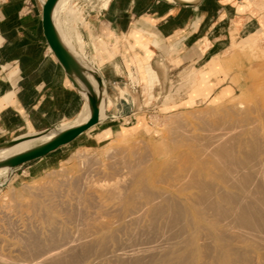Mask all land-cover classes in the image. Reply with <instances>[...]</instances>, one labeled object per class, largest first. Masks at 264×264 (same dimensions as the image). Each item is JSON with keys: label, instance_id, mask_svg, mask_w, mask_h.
<instances>
[{"label": "rangeland", "instance_id": "rangeland-1", "mask_svg": "<svg viewBox=\"0 0 264 264\" xmlns=\"http://www.w3.org/2000/svg\"><path fill=\"white\" fill-rule=\"evenodd\" d=\"M100 4L101 3L99 0H70L71 7L77 13V16H76L77 19L76 18L75 19L74 18L73 19L67 18L68 20L66 21V29L71 34L70 35V42L73 45V51L75 52L77 57H79V59H81L89 67H92V65H91L92 62H91V59L88 55V52L86 51L85 42H83V40H82V42H79L78 38L75 36L78 33L79 36L81 37V34H80L81 28L80 27L82 25L80 24V22L82 23L83 19L87 16V14H89L92 10L97 9V7ZM62 17L66 18V15L64 13H62ZM68 26L70 27V29L68 28ZM74 30H75V34H74ZM160 50H161V55L158 56L157 59L155 58V60H154L156 62L153 64L154 71L152 70L151 66H149V65L146 67V69L143 67L142 62L148 60L150 57L148 55H144L143 59L138 58V65L139 66L134 63L132 66V70L129 71V74H132L131 81L129 80V82L128 81L126 82L124 79L123 73H121L119 71H117L116 76H114L113 73L111 74L112 76L107 75L108 78L109 77L112 78V80L109 82V89L106 93V98L108 97V100H109V106H107L106 115L103 117L101 122L98 125H96L91 131L81 134L74 141H72V142L62 146L61 148L53 151L51 154L47 155L46 157H43L40 160L36 159V160H33V161H30V162L23 164V166L20 165L21 167H19V169L17 171H15L13 177L12 176L9 177V174H8L7 177H4L3 179H1V182H0V211H1L0 212V229H1L0 230V237H1V239H0L1 240V242H0V244H1L0 245V253L4 254L2 257H4V256L7 257V258H3L4 260L8 259V260H6L7 262H5V264H10V263H12V264H22V263L27 264L26 262H29L28 261L29 258L26 259V257H24V255L28 257V254H29L28 251L30 250V248H32L31 243L34 245V242H35V244H37V242H39L38 244L46 245V244H49L51 242H54V240H55V242H58L59 240H63V237H62L63 231L60 229L62 228L64 230H66L67 227L68 228L70 227L69 228L70 230L67 229V231H68L67 235H68L69 239L71 238V235H73V237L71 239H74V236L79 235V237L77 236V238H75V239L77 240L78 238H80V240L78 239L79 241H77V243H76V240H75V242H73L74 249L72 247H70L69 250L64 253V255L62 256L63 258H61L62 262H60L62 264H68V263L70 264L72 261H74L76 259L78 260L80 258L84 260V261H81V259H80V261L82 263L79 260H78V263H77V260L75 262H72V263H75V264H93V260H94L95 264H96V262H97V264H109V263L113 264L114 261H113L112 256L114 255L115 247L116 246H118V247L122 246L123 247V244H124L125 247H123V248H125L126 250L132 249V242H133V246H134L133 248L136 247L135 249H138V246H139V248H144L145 245L146 246L152 245L153 243L161 244L162 245L161 250H159V252H156L157 254L156 253H153V254L155 256L156 255H162L163 256V254L165 255L167 252L171 251V249L173 247H174V249H172V250H176V249H178V245L182 246L183 240H184L183 235L188 233V230L191 231V229L193 228L191 226H187L184 223V221L182 220V218L185 220L186 217H189L190 220L195 219V222L198 223L197 229H199L201 231V233L199 231L200 234H203V235L199 234V236H200L199 237L200 239L198 238L199 239L198 240L199 245H200V243H202L201 245H203V246L205 245V247H208L210 250H213L214 247L217 246V242L215 241V239L213 238L212 233H211V232H213V228L211 226H208L209 224L206 223V222H208V218H207L208 216L206 217L207 220H205L206 219L205 217H198L196 215L195 210L193 208L189 207V208H187L189 210H187V209L185 210L186 212H184V215H182L183 217L181 216L182 218H179V216L176 218V220L178 218L179 219L175 223L173 222V220H174L172 217L173 215H171L170 213L169 214L165 213L166 215L164 214V215H162V217L158 216L157 220L155 218L150 223V220L146 217L144 218V216H143V214L145 212L142 210H144V209L139 208L142 212L140 210H139L140 211L139 212L137 207L132 209L131 212H130V209L129 210L126 209V206L124 204V199H123L125 197L123 195L126 196V194L129 190L138 189L139 186L136 185L135 182L137 180H139L140 176H146V178H148L147 180H149V182L147 181V183H146V188L147 189L149 188L150 191L156 192L155 194L158 193L160 196L167 194L169 197L171 196L173 199L175 198L176 201L183 200L184 195L177 194L176 192L174 193L173 189H171V191H170L169 187H166L162 184H159V183L155 182L152 178H150V169L153 165H155L157 163H158V165H159V163L164 164L165 162L167 163L170 160L175 159L174 153L177 152L178 150L179 151H185L187 149V147L185 145H181V148H180L179 147L180 145L178 144V142H175L172 140L175 136V131H176V128H175L176 126L174 125V121H177V119L179 120V118H180V120L183 121L184 124L185 123H186V125L189 124L188 126L190 128L191 127L193 129L195 128L194 130L191 129V131L188 133L189 134L195 133V136L199 135L198 137L201 140L203 137H206L208 134H206L207 132L202 130V129L201 130L199 129L200 132L197 130L196 123H199L198 122L199 120L196 119L197 117H206L207 116V118H208L209 114H212L213 112L218 113V112H221L225 109H229V108L239 106L240 104H242L246 107H248V106L250 107L252 105L251 107H253L254 104L256 103L255 98H256L257 94L263 93V95H264V91H263L264 90V21H263L262 26L259 30L255 31L251 34L245 35V36L233 37L231 39L229 46H227L226 50L220 56H217L215 59H213L211 61L210 65L208 64V65L203 66L204 65L203 61H201L196 66H194V65L189 66L187 64L183 65L181 63V59L178 58V55L181 53V49H179L176 45L175 46H165L164 48H162ZM135 54L137 55L136 52H133V56ZM159 58H161V61H159ZM91 70L97 74V70H93V69H91ZM207 70H209L210 72L207 74L206 79L205 80L201 79L200 78L201 74L204 71L206 72ZM98 74L101 76L100 72H98ZM201 86L205 87V90H203L204 92L200 89ZM83 102H84V99H82L80 102L78 101L77 107L71 109L68 112L66 119L61 118L60 120L59 119L54 120V117L52 118V121H53L52 123H55L57 130H58V128L60 129L63 126L71 125V124H73L74 121H76V119L79 116L78 113L82 109ZM54 107L56 110H58L60 106L56 105ZM184 119H186V121H184ZM201 131L206 132L205 135H204V133L202 134ZM218 131H220V130H217L214 132L216 133ZM235 131H236V129H235ZM237 131H238V128H237ZM181 132H184V131H181ZM200 135H201V137H200ZM193 136H194V134H193ZM16 139H18V138H16ZM172 143H174V144H172ZM184 146H185V148H184ZM139 149H140V151H139ZM137 151H138V154L136 153ZM133 152L135 153L134 155H132ZM119 154L122 155V157ZM146 154H149L148 155L149 157ZM126 156H127V161L125 159ZM132 159L133 160L136 159V160L133 161ZM113 161L115 162V164ZM124 162L126 163V165ZM150 162H151V164H150ZM127 164H128V166H127ZM133 164L135 165L134 166L135 168L133 167ZM117 167L118 168L121 167V168L118 169ZM125 167H126V170H125ZM138 167H140V168L138 169ZM115 168H117V169H115ZM135 169L137 170L136 171L137 174L134 173ZM108 175H109V177H108ZM75 178H76V180H75ZM125 178H126V180H125ZM77 179H79L80 182ZM6 180H7L6 184L2 185V183ZM64 180H67V181H64ZM84 180L87 182H85ZM150 180H152V181H150ZM128 181H130L129 182L130 185L128 184ZM213 181H217V180H213ZM78 182L79 183L85 182V183H83L81 185ZM118 182H123V183L117 184ZM58 183H60V184L58 185ZM77 183L79 186L76 185ZM111 183H113L114 185L112 184L110 186ZM126 183L128 184V186ZM151 183H154V184H151ZM64 184H66V185L63 186ZM85 184H86L87 188L85 187ZM87 184H89L88 185L89 187L87 186ZM60 185H62V186H60ZM101 185L103 187H100ZM115 185L116 186L120 185V186H118L120 189L118 187H116ZM124 185H126L128 187V189L125 188L126 186H124ZM57 186H59V188ZM77 186H78V188H77ZM112 186L115 187L114 191L106 188V187L111 188ZM156 186H159V187H157L159 190L156 189ZM60 187L62 188V190ZM81 187H83L84 189ZM90 187H91V190L93 191V193H91L92 191L90 192ZM165 187L168 189H166ZM216 187L220 188V185H217ZM48 188H50L51 190L49 191ZM68 188L71 190H69ZM103 188H104V190H103ZM117 188H118V190H117ZM160 188H162V189H160ZM42 189H44V191ZM81 189H83L84 191H82ZM99 189H101L102 191ZM67 190H69V191H67ZM72 190H73V193L76 190L75 192L78 194H76V193L73 194ZM80 190H81V192L79 193ZM86 190H88L89 193ZM109 190L115 192V194L117 192L115 197L113 195V192H110V194H111L110 197H106V196L110 195V194L108 195ZM160 190H161V192H159ZM105 191H106L107 195H105ZM163 191H164V194H162ZM45 192L47 194H45ZM65 192H67V193H65ZM82 192H83V194H82ZM120 192H121V194H120ZM42 193H43V195H42ZM55 193H56V195H55ZM90 193L92 195L95 193L93 195L94 198ZM79 194H82L81 197ZM96 194H98V195H96ZM45 195H47L48 197L49 196L51 197L53 195V197H51L52 201H51L50 197L48 198L46 196L47 197L46 198ZM76 195H79V197H77ZM95 195L97 196V198H95ZM56 196H57V198L54 199ZM69 196H71L72 199ZM82 196H83V200H81ZM91 196H92V198H91ZM102 196H103V198H102ZM116 196H118V198H120L121 200H118V198L116 199ZM41 197L43 199H41ZM58 198L60 201H58ZM100 198H102L101 199L102 201L100 200ZM104 198H105V201H104ZM73 199H75L76 201ZM107 199H109L113 202L111 203V201H108ZM115 199H116V201H115ZM71 200H73L74 203ZM77 200H79V203H77L78 202ZM88 200H89V205L87 204ZM45 201L51 202V203H53V205L51 203H50L51 205H49V203H44ZM68 201L69 202L71 201L73 203V206H71L72 203L71 202L69 203ZM158 201H160V200H158ZM28 202L29 203L31 202L30 206L28 205L29 209H28V207H26ZM60 202H62V203H60ZM83 202H86L87 205L84 206L85 203H83ZM97 202H99V203L97 204ZM114 202H115V204H114ZM65 203H67V204L65 205ZM109 203H111L112 205ZM117 203H118V205H117ZM120 203H122V204H120ZM19 204H22L21 207H19L20 206ZM34 204H35V206H34ZM40 204L43 205L42 207H43V211L45 210L44 212L42 211V209H40V207H41ZM57 204H59V206ZM75 204L76 205L79 204V206H81V207L78 206L79 208H77V206ZM107 204L109 205L110 208H111V206L113 208L116 205L119 208H121L120 209L121 211L118 209V207H115V208L110 210ZM14 205H16V206H14ZM120 205H122V206H120ZM22 206L25 208H22ZM52 206H54V207H52ZM65 206H67V207L71 206L73 208L70 207L68 209H65V208H67ZM93 206L95 208L97 207L96 208L97 212H94L95 208ZM35 207H37L38 209H36ZM44 207L49 209V211L50 210L51 211L49 212ZM57 207L59 208V210H57L58 209ZM30 208H31V210H30ZM34 208H35V210H34ZM74 208H77V210H75ZM80 208L86 210V212L84 210L82 211V209H80ZM103 208L105 210H102ZM63 209H65V210L63 211ZM72 209H74L75 212ZM107 209L110 211V213H112L111 211H113V216L109 213V211H107ZM115 209H116V212H115ZM37 210L39 213L37 212ZM46 210L49 212V214ZM53 210L55 213L53 212ZM66 210H69V211H67V213H65ZM87 210H88V212H87ZM190 210H193V211H190ZM3 211H4V213H3ZM58 211H60V212H58ZM80 211H82V212H80ZM92 211H93L94 215H95V213H98L99 211H101V212L103 211L104 213L99 212L98 214H96L98 216H96V215L94 216L93 214H91ZM134 211H136V212L138 211L137 212L138 214L136 213L137 215L135 217L129 216V215H135ZM31 212H33L34 214ZM35 212L38 213L39 216ZM40 212H42L43 214L46 213L45 216L43 217V214L41 215ZM56 212H58V214H56ZM63 212H64V214H63ZM77 212L81 213V215L78 214ZM187 212H190L191 214L190 213L187 214ZM51 213H52V215H51ZM82 213L86 218L83 219ZM114 213L116 216L114 215ZM139 213H141L140 218H142V219L139 218V223L141 225L145 224V225H142L144 230H142L141 232H140V229H142V227L138 223V219H136V217L140 216ZM10 214H11V216H10ZM32 214H33L34 219H33V217L29 216ZM102 214H104V216ZM7 215H9L10 217L9 216H8L9 218L6 217ZM91 215H93V216H91ZM170 215H171V217H169ZM185 215H186V217H185ZM207 215H209V214L207 213ZM36 216H37V218H36ZM46 216H48V218ZM50 216H52V217H50ZM81 216H82L83 220L87 219L88 222H86V223H88V225L87 224L85 225V223H83L85 221H83L81 219ZM88 216H89V218H88ZM101 216H103V217H101ZM117 216H119V217H117ZM120 216H121V218H120ZM126 216H129V217H127L128 219H125ZM1 217H3V218H1ZM79 217H80V219H77ZM97 217L99 218V220ZM110 217H111V221H110ZM112 217H113V219L115 218L114 220L117 221V223L115 221L112 222L113 221ZM123 217H124V219H123ZM38 218H39V220H38ZM54 218L55 219L58 218V219L55 220ZM174 218H175V216H174ZM26 219H27V222L25 223L24 221H26ZM94 219L95 220L97 219L100 224H101V222L103 224L104 223L105 224L104 225L101 224L102 225V227H101V225L99 223H96L97 220L95 221ZM101 219H103V221H100ZM116 219H118V220H116ZM134 219H135V223L138 225V227H137V225H134L135 224L133 221ZM35 220L38 221L39 224L42 226L41 230L38 229V228H40V226L38 223L36 224ZM73 220L74 221L80 220L81 222L80 221L78 223L75 222V224H78V225H76L74 227L75 224H74V222H72ZM104 220H106V221H104ZM142 220H143V223L141 222ZM166 220H168V222L170 221L171 224L169 223V226H171V227H169L168 225H167L168 227L166 226V224H168V222ZM6 221H8L7 224H6ZM50 221H52V222H50ZM55 221H58V223ZM121 221H123V222H121ZM126 221H129L130 223H133V224H130L129 222L126 223ZM164 221H165V223H163ZM178 221L179 222L181 221L183 223L180 222V226H179ZM71 222L73 225L71 224ZM34 223H35V226L33 225ZM51 223L52 224L54 223L55 228L52 227ZM79 223H82V225L85 228L80 226L81 224H79ZM108 223H109V228H108L109 231L107 229H106L107 231H105L103 226H105ZM147 223L151 224V226L150 225L146 226ZM176 223L178 224L179 227L177 226ZM96 224H97V227L95 226ZM128 224H130L134 229ZM6 225H8V226L6 227ZM12 225H14L13 228H12ZM23 225L25 226V228ZM43 225H44V227H43ZM65 225H66V228H65ZM110 225H112L113 228ZM156 225H157V227H156ZM172 225H173V229H175V230L172 229ZM26 226H28L30 229L27 228ZM36 226H37V229H36ZM77 226H79V228ZM126 226H128V227H126ZM165 226H166V229H164ZM201 226H203L204 228ZM2 227H4L3 229H7V228L10 229L11 228V229H13V232L11 233L10 231H12V230L10 229V231H9L10 234H9V232H7L9 234L8 235L6 233V230L2 231ZM15 227L17 229H15ZM129 227H131V228H129ZM147 227L148 228L151 227L152 228L151 231ZM162 227H164V228H162ZM183 227H185V228H183ZM72 228H75V229L77 228L79 230L75 231V229H72ZM83 228H84V230H83ZM95 228H97V229L95 230ZM114 228H116V229H114ZM153 228H154V230H153ZM207 228L211 232L208 231ZM227 228H230V227L227 226ZM9 229H7V230H9ZM81 229H82V231H81ZM117 229H119V231ZM130 229H132V231ZM162 229L164 231H162ZM54 230H57V231H54ZM127 230L129 231L128 233L130 236L128 234H126ZM134 230H135V232L138 230V232H136V235H133V237H135V239H133V237H131V234L135 233ZM181 230H183V231H181ZM72 231H74V232H72ZM78 231H81V233ZM104 231H105V233H104ZM123 231H124V234H122ZM143 231L144 232L146 231L145 234H147V236L146 235L144 236ZM179 231L181 232V238H180ZM48 232L51 234L50 235L48 234V238H45L47 236ZM77 232H78V234H77ZM89 232H91V233H89ZM95 232H97V234ZM115 232L117 233V236H116ZM147 232L148 233L150 232V233L148 234ZM163 232L166 233L168 237L165 234H163ZM182 232H184V234ZM252 232H254V234H256V231H252ZM20 233L22 234V236ZM42 233H43V236H42ZM60 233H62V234L60 235ZM86 233H88L89 235ZM158 233L159 234L162 233V234L159 235ZM118 234H122V235H118ZM206 234H207V237H206ZM257 234H259L257 236H260V237L264 236L263 232H257ZM6 235H7V238H6ZM19 235H20V237H19ZM57 235L60 236L61 239ZM127 235L129 237L126 239ZM137 235L139 236V238L138 237L136 238ZM157 235H158V237H155ZM161 235H163L164 237ZM85 236L88 238V240H86ZM88 236H91V237H88ZM118 236L119 237L121 236V239ZM149 236L151 238H149ZM159 236H161V237H159ZM32 237H34V238H32ZM50 237H53L54 240H53V238L50 239ZM96 237L97 238L102 237L103 240L101 242L102 243H103V241H105V242L102 244L99 242L101 239H99L98 243H97V241H95V239H97ZM140 237H142L143 239H141ZM26 238H28L29 242L26 240ZM57 238H59V240ZM91 238H93L94 240ZM113 238L116 239V241L114 239L115 242L111 241V240H113ZM118 238L120 241H122V244L118 240ZM160 238H161V240H160ZM164 238H166V239H164ZM7 239L10 240L12 243L10 241H5ZM128 239H130L132 241L131 244H130V240L128 243H126ZM169 239L170 240L172 239L174 243L171 242L172 240L170 241ZM180 239H182V241L179 242ZM208 239H210L209 242H206V240L208 241ZM33 240H34V242H32ZM36 240H37V242H36ZM51 240H53V241H51ZM141 240H143V241H141ZM150 240H152V242ZM211 240L214 242L212 243ZM21 241H24L25 243L27 242L26 245H28L29 247L26 248L27 246ZM87 241H89L90 243ZM109 241H111V242H109ZM123 241H124V243H123ZM134 241H137V242L134 243ZM169 241L171 242L170 244L172 245V247H170ZM4 242H6V243H4ZM43 242H45V243H43ZM108 242L110 243V245ZM141 242H142V244H144V246L141 245ZM13 243L15 244V246L18 245L19 247L18 246L12 247L14 245ZM74 243L76 245H79L80 247L79 246L76 247V245ZM106 243H107V245H106ZM118 243H119V245H117ZM148 243H152V244H148ZM98 244H100V245H98ZM120 244H121V246H120ZM135 244H137L138 246ZM210 244H211V247H210ZM101 245L102 246L105 245L108 247L104 246L105 248H102L101 250H99L101 248ZM153 245H155V244H153ZM168 245H169V247H168ZM6 246H8V247H6ZM24 246H25V248H24ZM93 246L96 249H94V248L92 249ZM163 246L166 247V249L169 248L168 251ZM9 247L11 249H9ZM84 247H86V248H84ZM80 248H81V250H80ZM105 249H106V251H105ZM73 250L75 252V254H74V252H72V254L74 256H72V254H70L71 251H73ZM87 250L89 252H87ZM19 251H22V252H19ZM76 251L78 253H76ZM79 251L83 252V254ZM95 251H97V252H95ZM108 251H110V252L108 253ZM17 252H18V254H17ZM104 252H105V254H104ZM88 253L90 255H88ZM97 253H98V255H97ZM14 254H16L18 258H15L16 255H14ZM78 254L80 255V257ZM100 254H101V256H100ZM102 254L104 257L102 256ZM108 254H112V255H108ZM6 255H8V256H6ZM84 255H87V257L85 258ZM95 255L97 256L98 259H96ZM10 256H11V258H10ZM66 256H69V257H66ZM82 256H83V258H82ZM88 256L90 258H88ZM93 256L95 257L96 260L94 259ZM148 256H150V255H148ZM70 257H71V259H70ZM100 257H102V258H100ZM19 258L20 259L24 258L23 259L24 262L22 260H20ZM67 258H69V259H67ZM143 258H142V256H138L137 257L138 260L136 259V257L134 259H132V261H131V259H128L131 262L129 264H134V263L136 264V262L140 263V264H148L150 262H153L152 259H150V258L148 259L147 256H146L147 261H146V258L144 256H143ZM15 259H17L18 261ZM91 259H93V260H91ZM110 259H112V260L109 261ZM135 259L137 261H135ZM69 260H70V262H69ZM88 260H90V262H88ZM128 260H126L125 264H127L129 262ZM140 260H142L144 263L142 261L140 262ZM49 264H51V263H49Z\"/></svg>", "mask_w": 264, "mask_h": 264}, {"label": "bare ground", "instance_id": "bare-ground-1", "mask_svg": "<svg viewBox=\"0 0 264 264\" xmlns=\"http://www.w3.org/2000/svg\"><path fill=\"white\" fill-rule=\"evenodd\" d=\"M101 1V0H100ZM181 1H184V2H193L195 0H181ZM60 2V0L57 1L54 9H53V13H52V18H53V22L54 24L56 23L55 27L64 43V45L67 47V49L70 51H73V45L72 43L70 42V32H68V30L66 29V21L65 19H63V17H61V5H59L58 7V11H57V20L55 22L54 20V15H55V9L58 5V3ZM103 4H104V0H102ZM70 5V4H69ZM65 6V5H64ZM63 6V7H64ZM105 6V5H103ZM63 9V8H62ZM63 12V11H62ZM65 12V11H64ZM69 14V13H68ZM77 14V13H75ZM66 18L67 15H66ZM70 19H71V16H70ZM73 19V18H72ZM68 28L70 29V27L68 26ZM74 29V28H73ZM74 34H75V30H74ZM78 38V41H79V36H78V33L77 35L75 36ZM72 39V38H71ZM81 40V39H80ZM82 42V41H80ZM81 46V45H80ZM79 46V47H80ZM74 52V51H73ZM85 56V55H84ZM87 56V55H86ZM76 74L78 76L81 77L82 81H84L85 83V86H80L78 85L81 90L83 91V93L85 94V96L87 97L89 92H93L95 93V95H97V88H95V81H94V78H93V74L92 75H88L87 73H84L82 70H80L78 68ZM74 76H76L74 74ZM75 80H76V83L77 82V79L75 77ZM89 81L91 82V85L89 83ZM103 81V80H102ZM104 82V81H103ZM104 84V83H103ZM92 86V87H90ZM97 86V85H96ZM100 90H103V89H100ZM263 90V89H262ZM264 91V90H263ZM104 92V90H103ZM98 96V95H97ZM105 98V97H104ZM87 100V99H86ZM107 100V99H106ZM105 100V101H106ZM255 101L256 103L254 104L253 107H246L242 104H240L239 106H236V107H233V108H229V109H225L221 112H218V113H215L213 112L212 114H209V117L207 118L206 117H197L196 119L199 120L198 122L199 123H196V127H197V130L199 131V129L201 130H204L206 132H202L201 133L205 135L208 134L206 137H203L201 140L198 136H195V133H188L192 130H194L192 127L190 128L186 123L184 124L183 121L177 119V121H174V125L176 126V131H175V136L174 138L172 139L173 141L175 142H178V145L180 148H181V145H185L187 147V151H177L174 153V156H175V159H172L170 160L169 162H165L164 164L162 163H158L153 165L150 169V178H152L155 182L159 183V184H162L166 187H169L170 191L171 189H173V192L177 193V194H181V195H184L183 197V200H178L176 201V199L174 200L171 196L169 197L167 194L165 195H159L158 193L155 194L156 192H153V191H150L149 188L147 189L146 188V183L147 181L149 182V180H147L148 178H146V176H140L139 180H137L135 182L136 185H138V189H132V190H129L125 195H123L125 198L124 199V204L126 206V209H130V212L132 209H134L135 207L138 208V211L140 210L139 208L141 209H144L142 211H144L145 213L143 214L144 218H148L150 220V223L153 219L156 218L157 220V217L164 215L165 213H170L171 215H173V222L175 223L179 218H182L184 215V212H186L185 210L187 208H193L196 212V215L198 217H207L208 218V223L209 225L208 226H211L213 228V232H211L208 228L207 230L210 231L212 233V236L213 238L215 239V241L217 242V246L214 247L213 250H210L208 247H205V245H201L202 243H200V245L198 244V240L200 239L199 237V234L201 233V231L199 229H197V225L198 223L195 222V219L193 220H190L189 217H185V220L182 218V220L184 221V223L187 225V226H191L193 227L190 230H188V233H185L182 232L183 234V244L182 246L178 245V249L176 250H172L174 249V247L171 249V251L167 252L165 255L163 254L162 255H154L153 253H156V252H159V250H161L162 248V245L161 244H158V243H153L155 245H153L152 243H148V244H152V245H145L142 244L141 242V245L144 246V248H139V244H135L138 246V249H135L133 248V242L128 239L126 243L129 242L130 240V244L132 242V249H128L126 250L125 248V245L123 244V247L121 246L122 244V241L119 240V238L121 239V236L118 238V240L121 242L120 246L121 247H118L116 246L115 247V251H114V255L112 256L113 257V264H125L126 263V260L128 259H134L138 256H143L146 258L149 259H152L153 262H150L148 264H264V236L263 237H260V236H257L259 234H257V232H263V235H264V95L263 93H260V94H257L256 98H255ZM105 104V102H104ZM108 104V102H107ZM87 105V104H86ZM106 106V105H105ZM85 108V106H84ZM105 107L102 106L101 103H99V120L102 119L103 117V110H104ZM208 113V112H207ZM91 115V110H90V107L88 105V107H86L82 113L78 116V118L76 119V121L73 122V124L71 125H67V126H63L62 128H58V130H50L48 132H45V133H42L40 135H37V133H28V134H25L24 136L18 138V139H14L15 142L9 146H5V147H1L0 148V182H1V179H3L4 177H7L8 174L10 173V167L7 166L6 164V161L16 155H19V154H22L26 151H29L37 146H40V145H43L45 143H47L48 141L52 140L56 134L59 132V131H63V130H66L68 128H71V127H74V126H78L80 124H83L85 123L89 117ZM183 118V117H182ZM174 120V119H173ZM184 121H186V119H184ZM95 126L89 128L86 132H89L91 131ZM237 128H238V131H237ZM57 129V128H56ZM236 129V131H235ZM180 130V131H179ZM217 130H220L218 132H214V131H217ZM181 131H184V132H181ZM200 132V131H199ZM194 134V136H193ZM201 137V135H200ZM174 144V143H172ZM176 146V145H175ZM184 146V148H185ZM140 148V147H139ZM183 148V149H184ZM134 150V149H133ZM136 150V149H135ZM140 151V149H139ZM124 152V151H123ZM138 154V151L136 152ZM144 153V152H143ZM123 154V153H122ZM127 154V153H126ZM135 153L133 152L132 155H134ZM145 154V153H144ZM120 155V154H119ZM147 156L149 154H146ZM122 157V155H120ZM151 156V155H150ZM149 157V156H148ZM122 159V158H121ZM126 161H127V156H126ZM142 159V158H141ZM124 160V159H123ZM122 160V161H123ZM131 160V159H130ZM133 160V159H132ZM136 160V159H134ZM133 160V161H134ZM152 160V159H151ZM120 161V160H119ZM125 161V160H124ZM149 161V160H148ZM114 162V161H113ZM112 162V163H113ZM117 162V161H116ZM142 162V161H141ZM111 163V164H112ZM125 163V162H124ZM131 163V162H130ZM156 163V162H155ZM115 164V162H114ZM123 164V163H122ZM135 164V163H134ZM133 164V167L135 166ZM137 164V163H136ZM151 164V162H150ZM107 165V164H106ZM113 165V164H112ZM126 165V163H125ZM146 165V164H145ZM115 166V165H114ZM128 166V164H127ZM113 167V166H112ZM118 168V167H117ZM115 168V169H117ZM121 168V167H119ZM118 168V169H119ZM135 168V167H134ZM140 167H138L139 169ZM146 168V167H145ZM150 168V167H149ZM125 170H126V167H125ZM133 170V169H132ZM136 169L134 170V173H136ZM149 171V170H148ZM116 172V171H115ZM133 173V172H132ZM131 173V174H132ZM142 173V172H141ZM149 173V172H148ZM119 174V173H118ZM125 174V173H124ZM137 174V173H136ZM135 174V175H136ZM100 175V174H99ZM81 177V176H80ZM102 177V176H101ZM107 177V176H106ZM109 177V175H108ZM133 177V176H132ZM105 178V177H104ZM112 178V177H111ZM211 179V180H210ZM217 180V181H213V180ZM53 180V179H52ZM76 180V178H75ZM79 181V179H77ZM122 180V179H121ZM126 180V178H125ZM64 181H67V180H64ZM63 181V182H64ZM72 181V180H71ZM74 181V180H73ZM85 181V180H84ZM117 181V180H116ZM152 181V180H150ZM50 182V181H49ZM52 182V181H51ZM61 182V181H60ZM80 182V181H79ZM78 182V183H79ZM87 182V181H85ZM83 182V183H85ZM124 182V181H123ZM123 182H118L117 184L119 183H123ZM130 181H128V184H129ZM57 183V182H56ZM65 183V182H64ZM67 183V182H66ZM73 183V182H72ZM78 183L76 185H78ZM83 183H79V184H83ZM108 183V182H107ZM60 183H58L59 185ZM93 184V183H92ZM104 184V183H103ZM113 183L110 184V186L112 185ZM127 184V183H126ZM127 184V186H128ZM151 184H154V183H151ZM66 184H64L63 186H65ZM69 185V184H68ZM74 185V184H73ZM89 184H87L88 186ZM114 185V184H113ZM130 185V184H129ZM158 185V184H157ZM161 185V186H162ZM217 185H220V188L216 187ZM62 186V185H60ZM75 186V185H74ZM79 186V185H78ZM77 186V188H78ZM116 186V185H115ZM120 186V185H118ZM116 186V187H118ZM126 186V185H124ZM125 187L128 189V187ZM160 186V185H159ZM159 186H156V189H158L157 187ZM44 187V186H43ZM49 187V186H48ZM56 187V186H55ZM59 188V186H57ZM71 187V186H70ZM76 187V186H75ZM85 187H86V184H85ZM89 187V186H88ZM98 187V186H97ZM100 187H103L102 185ZM133 187V186H132ZM165 187V188H166ZM57 188V189H58ZM61 188V187H60ZM72 188V187H71ZM83 188V187H81ZM87 188V187H86ZM107 189H110V190H115V187L112 186L111 188H108L106 187ZM119 188V187H118ZM117 188V190H118ZM135 188V187H134ZM49 191L51 190L50 188H48ZM69 189V188H68ZM80 189V188H79ZM84 189V188H83ZM83 189H81L82 191H84ZM89 189V188H88ZM93 189V188H92ZM96 189V188H95ZM120 189V188H119ZM162 189V188H160ZM168 189V188H166ZM44 191V189H42ZM62 190V188H61ZM66 190V189H65ZM71 190V189H69ZM67 190V191H69ZM74 190V189H73ZM73 190H72V193H73ZM77 190V189H76ZM75 190V191H76ZM81 190L79 191V193L81 192ZM101 190V189H99ZM104 190V188H103ZM109 190V193L108 195L110 194V192H113V191H110ZM116 190V191H117ZM125 190V189H124ZM159 190V189H158ZM41 191V190H40ZM55 191V190H54ZM57 191V190H56ZM64 191V190H63ZM74 191V193H76ZM78 191V190H77ZM88 191V190H86ZM91 187H90V192H91ZM97 191V190H96ZM102 191V190H101ZM108 191V190H107ZM123 191V190H122ZM127 191V190H126ZM52 192V191H51ZM62 192V191H61ZM95 192V191H94ZM98 192V191H97ZM119 192V191H118ZM124 192V191H123ZM161 192V190L159 191ZM167 192V191H166ZM165 192V193H166ZM58 193V192H57ZM67 193V192H65ZM69 193V192H68ZM73 193V194H74ZM89 193V191H88ZM93 193V191L91 192ZM90 193V194H91ZM100 193V192H99ZM98 193V194H99ZM103 193V192H102ZM101 193V194H102ZM41 194V193H40ZM45 194H47L45 192ZM61 194V193H60ZM59 194V195H60ZM64 194V193H63ZM70 194V193H69ZM78 194V193H76ZM83 194V192H82ZM82 194H79L80 197ZM95 194V193H94ZM93 194V195H94ZM96 194V195H98ZM117 194V192H116ZM115 192H113V195L115 197ZM119 194V193H118ZM121 194V192H120ZM125 194V193H124ZM162 194H164V191L162 192ZM12 195V194H11ZM43 195V193H42ZM56 195V193H55ZM79 195H76L77 197H79ZM89 195V194H88ZM87 195V196H88ZM92 195V194H91ZM92 195V196H93ZM95 195V198H97V196ZM100 195V194H99ZM105 195L106 194V191H105ZM39 196V195H38ZM41 196V195H40ZM47 195H45L46 197ZM63 196V195H62ZM73 196V195H72ZM85 196V195H84ZM91 196V198H92ZM101 196V195H100ZM111 194L109 196H106V197H110ZM120 196V195H119ZM173 196V195H172ZM176 196V195H175ZM13 197V196H12ZM48 197V196H47ZM46 197V198H47ZM50 197V196H49ZM48 197V198H49ZM53 197V195L51 196ZM50 197V199H51ZM59 197V196H58ZM61 197V196H60ZM71 198V196H69ZM89 197V196H88ZM99 197V196H98ZM57 196L54 198L56 199ZM87 198V197H86ZM94 198V196H93ZM103 198V196H102ZM100 198V200L102 199ZM118 198V196H116V199ZM41 199H43L41 197ZM61 199V198H60ZM66 199V198H65ZM72 199V198H71ZM79 199V198H78ZM110 199V198H109ZM107 199L108 201H111ZM114 199V198H113ZM115 199V201H116ZM31 200V199H30ZM37 200V199H36ZM62 200V199H61ZM75 200V199H73ZM73 200H71L73 202ZM80 200V199H79ZM79 200H77L79 203ZM83 200V196H82V199ZM80 200V201H81ZM90 200V199H89ZM89 200H88V205H89ZM118 200H121L120 198H118ZM117 200V201H118ZM143 200V201H142ZM160 200V201H158ZM43 201V200H42ZM52 201V199H51ZM58 201L59 198H58ZM66 201V200H65ZM64 201V202H65ZM70 201V202H71ZM76 201V200H75ZM85 201V200H84ZM87 201V200H86ZM97 201V200H96ZM102 201V200H101ZM100 201V202H101ZM104 201H105V198H104ZM33 202V201H32ZM69 202V201H68ZM67 202V203H68ZM69 202V203H70ZM71 202V203H72ZM113 201H111L112 203ZM119 202V201H118ZM123 202V201H122ZM29 203V202H28ZM27 203V206L28 205L30 206V203L28 204ZM39 203V202H38ZM44 203H49V205H53V203L51 202H44ZM51 203V204H50ZM56 203V202H55ZM59 203V202H58ZM62 203V202H60ZM65 203V205L67 204ZM74 203V202H73ZM73 203L71 206H73ZM86 204V202H83ZM99 202H97L98 204ZM105 203V202H104ZM109 203V204H111ZM93 204V203H92ZM95 204V203H94ZM102 204V203H101ZM115 204V202H114ZM122 204V203H120ZM8 205V204H7ZM21 207L22 204H19ZM39 205V204H38ZM41 205V204H40ZM59 206V204H57ZM56 205V206H57ZM69 205V204H68ZM76 205V204H75ZM81 205V204H80ZM106 205V204H105ZM108 205V204H107ZM112 205V204H111ZM118 205V203H117ZM12 206V205H11ZM16 206V205H14ZM13 206V207H14ZM18 206V205H17ZM35 206V204H34ZM37 206V205H36ZM43 205H41L42 207ZM64 206V205H63ZM70 206V207H71ZM77 208L81 207L79 206V204L76 205ZM75 206V207H76ZM79 206V207H78ZM83 206V205H82ZM97 206V205H96ZM101 206V205H100ZM99 206V207H100ZM122 206V205H120ZM39 207V206H38ZM40 209H42L43 211V207ZM54 207V206H52ZM61 207V206H60ZM67 207V206H65ZM70 207H67L65 209H68ZM91 207V206H90ZM94 207V206H93ZM98 207V206H97ZM96 207V208H97ZM105 207V206H104ZM109 207V205H108ZM115 207H118L115 205ZM113 207V208H115ZM15 208V207H14ZM22 208H25L22 206ZM32 208V207H31ZM30 208V210H31ZM36 209H38L37 207H35ZM34 208V210H35ZM45 208V207H44ZM51 208V207H50ZM58 208V207H57ZM63 208V207H62ZM73 208V207H71ZM77 208H74L75 210H77ZM84 208V207H83ZM88 208V207H87ZM86 208V209H87ZM95 208V207H94ZM94 210V212H97V210ZM112 206L111 208L109 207V209H113ZM2 209V208H1ZM16 209V208H15ZM18 209V208H17ZM29 209V207H28ZM47 209V208H45ZM54 209V208H53ZM63 209V211L65 210ZM74 209H72L74 211ZM82 209V208H80ZM118 209L120 210L121 208L118 207ZM6 210V209H5ZM19 210V209H18ZM22 210V209H21ZM29 210V211H30ZM49 211V209H47ZM46 210V211H47ZM59 210V208L57 209ZM84 209H82L83 211ZM99 210V209H98ZM101 210V209H100ZM102 210H105L104 208ZM189 210V209H187ZM14 211V210H13ZM26 211V210H25ZM40 211V210H39ZM45 211V210H44ZM43 211V212H44ZM47 211V212H48ZM51 211V210H50ZM49 211V212H50ZM67 211L69 210H66L65 213H67ZM80 211V212H82ZM86 212V210H84ZM107 211H109L107 209ZM118 211V210H117ZM121 211V210H120ZM137 211V212H138ZM141 211V210H140ZM139 211V212H140ZM141 211V212H142ZM190 211H193V210H190ZM1 212V211H0ZM8 212V211H7ZM17 212V211H16ZM24 212V211H23ZM38 212V210H37ZM48 212V214H49ZM54 212V210H53ZM60 212V211H58ZM58 212H56V214H58ZM72 212V211H71ZM75 212V211H74ZM79 212V211H78ZM77 212V213H78ZM88 212V210H87ZM101 212V211H99ZM98 212V213H99ZM103 212V211H102ZM101 212V213H102ZM106 212V211H105ZM112 213H109L113 216V211H111ZM115 212H116V209H115ZM135 215H129V216H136L138 213L136 211H134ZM4 213V211H3ZM6 213V212H5ZM10 213V212H9ZM30 213V212H29ZM28 213V214H29ZM33 213V212H31ZM36 213V212H35ZM39 213V212H38ZM38 213H36L38 215ZM41 215L43 214L42 212H40ZM55 213V212H54ZM53 213V214H54ZM73 213V212H72ZM98 213H95L98 214ZM104 213V212H103ZM137 213V214H136ZM190 213V212H187V214ZM207 213L209 215H207ZM27 214V213H26ZM25 214V215H26ZM34 214V213H33ZM33 214L32 215H29L31 217H33ZM46 214V213H45ZM45 214H43V217L45 216ZM64 214V212H63ZM81 215V213H78ZM93 214V211L92 213ZM119 214V213H118ZM129 214V213H128ZM127 214V215H128ZM131 214V213H130ZM133 214V213H132ZM167 214V215H168ZM191 214V213H190ZM52 215V213H51ZM61 215V214H60ZM79 215V216H80ZM83 215V213H82ZM88 215V214H87ZM94 215V214H93ZM91 215V216H93ZM94 215V216H95ZM101 215V214H100ZM104 216V214H102ZM110 215V216H111ZM115 215V213H114ZM139 217H136V219H138V223H139V218L141 217V213H139ZM166 215V214H165ZM171 215L169 217H171ZM9 215H7L6 217H8ZM11 216V214H10ZM9 216V217H10ZM28 216V217H29ZM35 216V215H34ZM39 216V215H38ZM49 216V215H48ZM48 216H46L48 218ZM54 216V215H53ZM62 216V215H61ZM66 216V215H65ZM90 216V215H89ZM88 216V218H89ZM98 216V215H96ZM101 216V217H103ZM116 216V215H115ZM125 216V215H124ZM129 216H126L125 219H128L127 217ZM175 216V218H174ZM179 216V218L176 220V218ZM182 216V217H181ZM188 216V215H187ZM4 217V216H3ZM1 217V218H3ZM8 217V218H9ZM41 217V216H40ZM52 217V216H50ZM106 217V216H105ZM104 217V218H105ZM119 217V216H117ZM167 217V216H166ZM168 217V218H169ZM23 218V217H22ZM21 218V219H22ZM30 218V217H29ZM37 218V216H36ZM56 218V217H55ZM54 218V219H55ZM62 218V217H61ZM64 218V217H63ZM76 218V217H75ZM86 218L84 215H83V219ZM96 218V217H95ZM98 218V217H97ZM103 218V219H104ZM121 218V216H120ZM189 218V219H188ZM207 218L205 220H207ZM28 219V218H27ZM27 219L26 221H24L25 223L27 222ZM31 219V218H30ZM34 219V217H33ZM32 219V220H33ZM42 219V218H41ZM50 219V218H49ZM58 219V218H57ZM55 219V220H57ZM77 219H80L77 218ZM81 219H82V216H81ZM82 219V220H83ZM103 219H101L100 221H103ZM113 219V217H112ZM115 219V218H114ZM113 219L112 222H114L115 220ZM124 219V217H123ZM142 219V218H140ZM160 219V218H159ZM165 219V218H164ZM10 220V219H9ZM24 220V219H23ZM39 220V218H38ZM44 220V219H43ZM90 220V219H89ZM95 220V219H94ZM97 220V219H96ZM95 220V221H96ZM99 220V218H98ZM97 220L96 223H99V221ZM118 220V219H116ZM121 220V219H120ZM131 220V219H130ZM146 220V219H145ZM144 220V221H145ZM21 221V220H20ZM30 221V220H29ZM46 221V220H45ZM44 221V222H45ZM60 221V220H59ZM67 221V220H66ZM80 221V220H79ZM79 221H72L76 223H78ZM85 222V225L88 223L87 219L83 220ZM106 221V220H104ZM108 221V220H107ZM110 221H111V217H110ZM134 223H135V219L133 220ZM137 221V220H136ZM155 221V220H154ZM168 222V220H166ZM8 221H6V224H7ZM10 222V221H9ZM23 222V221H22ZM36 224L39 222L36 221ZM52 222V221H50ZM58 223V221H55ZM71 222V224H72ZM81 222V221H80ZM111 222V223H112ZM117 223V221H115ZM119 222V221H118ZM123 222V221H121ZM129 222V221H126V223ZM143 223V220L141 221ZM181 222V221H180ZM180 222L178 221L179 223V226H180ZM31 223V222H30ZM48 223V222H47ZM70 223V222H69ZM95 223V222H94ZM110 223V224H111ZM125 223V222H124ZM130 223V222H129ZM160 223V222H159ZM158 223V224H159ZM165 223V221L163 222ZM169 223L170 221L168 222V224H166V226L168 225L169 226ZM183 223V222H181ZM204 223V222H203ZM9 224V223H8ZM21 224V223H20ZM46 224V223H45ZM52 224V223H51ZM50 224V225H51ZM81 224L80 226L84 227L82 225V223H79ZM100 224V223H99ZM101 224H103L101 222ZM100 224V225H101ZM105 224V223H104ZM103 224V225H104ZM122 224V223H121ZM120 224V225H121ZM130 224H133V223H130ZM128 224V225H130ZM140 224V223H139ZM154 224V223H153ZM171 224V223H170ZM177 224V223H176ZM184 224V225H185ZM26 225V224H25ZM35 226V223L33 224ZM49 225V224H48ZM57 225V224H56ZM73 225V224H72ZM78 225V224H75L74 227ZM91 225V224H90ZM123 225V224H122ZM125 225V224H124ZM127 225V224H126ZM134 225H137L136 223ZM141 225V224H140ZM142 225H145V224H142ZM141 225L142 229H140V232L143 229V226ZM147 225H150L149 223L146 224ZM161 225V224H160ZM164 225V224H163ZM200 225V224H199ZM203 225V224H202ZM206 225V224H205ZM8 225H6L7 227ZM11 226V225H10ZM20 226V225H19ZM24 226V225H23ZM40 229L41 230V225L39 224ZM71 226V225H70ZM97 227V224L95 225ZM112 226V225H110ZM131 226V225H130ZM153 226V225H152ZM166 226L164 229H166ZM167 226V227H168ZM178 226V224H177ZM178 226V227H179ZM204 226V225H203ZM201 226V227H203ZM224 226V227H223ZM230 227V228H227ZM14 227V225H12V228ZM27 228H29L28 226H26ZM44 227V225H43ZM46 227V226H45ZM49 227V226H48ZM52 227H54V223L52 224ZM79 228V226H77ZM94 227V226H93ZM102 227V225H101ZM105 231H109V223L106 224L105 226H103ZM122 227V226H121ZM128 227V226H126ZM125 227V228H126ZM132 227V226H131ZM129 227V228H131ZM138 227V225H137ZM140 227V226H139ZM149 227V226H148ZM147 227V228H148ZM157 227V225H156ZM171 227V226H169ZM205 227V226H204ZM203 227V228H204ZM4 227H2V231L3 230H6V233L10 231L7 230V229H3ZM23 228V227H22ZM25 228V226H24ZM65 228H66V225H65ZM70 228V227H69ZM68 227L66 228V230L64 229H60L63 231V240H59L60 236H58L59 238H57L59 241L58 242H55L54 238L53 237H50L53 238L54 242H51L49 244H46V245H42V244H38L39 242H37V244H35L34 240L32 242H34V245L31 243L32 245V248H30V250L28 251L29 254H28V257L24 255V257L29 258V262H26L27 264H62L60 262L61 261V258H63L62 256L64 255L65 252H67L69 250L70 247H73V242H75V238H77V236L79 237V235H76L74 236V239H71L73 237V235H71V238L69 239L68 235H67V229H69ZM85 228V227H84ZM83 228V230H84ZM111 228V227H110ZM113 228V226H112ZM111 228V229H112ZM133 228V227H132ZM145 228V227H144ZM155 228V227H154ZM153 228V230H154ZM175 228V227H174ZM185 228V227H183ZM182 228V229H183ZM202 228V229H203ZM15 229H17L15 227ZM19 229V228H18ZM30 229V228H29ZM34 229V228H33ZM36 229H37V226H36ZM52 229V228H51ZM50 229V230H51ZM72 229H75V228H72ZM97 228H95L96 230ZM100 229V228H99ZM107 229V230H106ZM116 229V228H114ZM134 229V228H133ZM139 229V228H138ZM150 229L151 231V227L148 228ZM156 229V228H155ZM172 229H173V225H172ZM181 229V228H180ZM1 230V229H0ZM12 231H10L11 233L13 232V229H11ZM25 230V229H24ZM43 230V229H42ZM45 230V229H44ZM70 230V229H69ZM79 229H75V231H77ZM94 230V229H93ZM94 230V231H95ZM119 231V229H117ZM132 231V229H130ZM136 230V229H135ZM134 230V232H135ZM147 230V229H146ZM171 230V229H170ZM175 230V229H173ZM179 230V229H178ZM212 230V229H211ZM15 231V230H14ZM20 231V230H19ZM47 231V230H46ZM53 231V230H52ZM54 231H57V230H54ZM82 231V229H81ZM81 231H78L81 233ZM104 231V233H105ZM125 231V230H124ZM124 231L122 234H124ZM162 231H164L162 229ZM183 231V230H181ZM200 231V233H199ZM252 231H256V234H254V232ZM9 232V234H10ZM74 232V231H72ZM77 232V234H78ZM85 232V231H84ZM98 232V231H97ZM97 232H95L97 234ZM111 232V231H110ZM122 232V231H121ZM120 232V233H121ZM129 231L127 230L126 234L129 235L128 233ZM138 232V230L136 231ZM136 232L133 234H131V237H133V235H136ZM146 232V231H145ZM145 232L143 231L144 233V236L147 234H145ZM155 232V231H154ZM168 232V231H167ZM178 232V231H177ZM204 232V231H203ZM15 233V232H14ZM44 233V232H43ZM43 233H42V236H43ZM55 233V232H54ZM71 233V232H70ZM76 233V232H75ZM79 233V234H80ZM91 233V232H89ZM94 233V232H93ZM103 233V232H102ZM116 233V232H115ZM148 233V232H147ZM150 233V232H149ZM148 233V234H149ZM152 233V232H151ZM170 233V232H169ZM168 233V234H169ZM180 233V238H181V232L179 231ZM8 234V233H7ZM8 234V235H9ZM21 234V233H20ZM28 234V233H27ZM34 234V233H33ZM48 234L50 235L51 233H47V236L45 238H48ZM53 234V233H52ZM62 233H60L61 235ZM88 234V233H86ZM108 234V233H107ZM122 234H118V235H122ZM125 234V235H126ZM159 234V233H158ZM162 234V233H160ZM159 234V235H160ZM163 234H165L167 236L166 233L163 232ZM16 235V234H15ZM18 235V234H17ZM54 235V234H53ZM89 235V234H88ZM92 235V234H91ZM101 235V234H100ZM105 235V234H104ZM115 235V234H114ZM126 236V239L130 236ZM142 235V234H141ZM179 235V234H178ZM200 235H203V234H200ZM205 235V234H204ZM2 236V235H1ZM11 236V235H10ZM9 236V237H10ZM22 236V234H21ZM25 236V235H24ZM34 236V235H33ZM41 236V237H42ZM55 236V235H54ZM83 236V235H82ZM87 236V235H86ZM85 236L86 240H88V238ZM97 236V235H96ZM107 236V235H106ZM116 236H117V233H116ZM163 236V235H161ZM159 236V237H161ZM171 236V235H170ZM8 237V238H9ZM20 237V235H19ZM35 237V236H34ZM32 237V238H34ZM37 237V236H36ZM88 237H91V236H88ZM93 237V236H92ZM108 237V236H107ZM115 237V236H114ZM130 237V238H131ZM139 238V236L137 235L136 238ZM155 237H158L155 236ZM164 237V236H163ZM168 237V236H167ZM172 237V236H171ZM176 237V236H175ZM206 237H207V234H206ZM6 238H7V235H6ZM11 238V237H10ZM29 238V237H28ZM28 238H26V240L28 241ZM31 238V237H30ZM43 238V237H42ZM44 238V239H45ZM97 238V237H96ZM105 238V237H104ZM111 238V237H110ZM125 238V237H124ZM141 239H143L142 237H140ZM149 238H151L149 236ZM199 238V239H198ZM1 239V237H0ZM13 239V238H12ZM21 239V238H20ZM19 239V240H20ZM25 239V238H24ZM36 239V238H35ZM61 239V238H60ZM80 240V238H78ZM76 240V243L77 241L79 240ZM82 239V238H81ZM93 239V238H91ZM101 239L99 242L102 243L101 241L103 240L102 237H99L97 239H95V241H97L98 243V240ZM115 238H113V240L111 241H114ZM123 239V238H122ZM133 239H135V237H133ZM155 239V238H154ZM166 239V238H164ZM175 239V238H174ZM202 239V238H201ZM207 239V238H206ZM3 240V239H2ZM32 240V239H31ZM41 240V239H40ZM46 240V239H45ZM51 240V241H53ZM94 240V239H93ZM137 240V239H136ZM140 240V239H139ZM157 240V239H156ZM161 240V238H160ZM170 240V239H169ZM172 240V239H171ZM170 240V241H171ZM177 240V239H176ZM210 239H208V241L206 240V242H209ZM5 241H10V240H5ZM15 241V240H14ZM25 241V240H24ZM24 241H21L23 242L25 245L26 243ZM84 241V240H83ZM92 241V240H91ZM109 241V242H111ZM116 241V239H115ZM114 241V242H115ZM143 241V240H141ZM145 241V240H144ZM152 242V240H150ZM149 241V242H150ZM155 241V240H154ZM153 241V242H154ZM158 241V240H157ZM163 241V240H162ZM167 241V240H166ZM169 241V244L171 242H173V240L170 242ZM182 241V239L179 240V242ZM202 241V240H201ZM200 241V242H201ZM204 241V240H203ZM1 242V240H0ZM3 242V241H2ZM11 242V241H10ZM19 242V241H18ZM29 242V241H28ZM42 242V241H41ZM47 242V241H46ZM86 242V241H85ZM89 242V241H87ZM105 241H103L104 243ZM108 242V243H109ZM113 242V243H114ZM137 242V241H134V243ZM160 242V241H159ZM165 242V241H164ZM205 242V241H204ZM211 242L213 243L214 241L211 240ZM6 243V242H4ZM12 243V242H11ZM10 243V244H11ZM45 243V242H43ZM90 243V242H89ZM96 243V242H95ZM102 243V244H103ZM124 243V241H123ZM146 243V242H145ZM161 243V242H160ZM163 243V242H162ZM174 243V242H173ZM172 243V244H173ZM14 244V243H13ZM29 244V243H28ZM75 244V243H74ZM112 244V243H111ZM164 244V243H163ZM181 244V243H180ZM1 245V244H0ZM6 245V244H5ZM8 245V244H7ZM30 245V246H31ZM76 245V244H75ZM74 245V246H75ZM81 245V244H80ZM85 245V244H84ZM83 245V246H84ZM95 245V244H94ZM100 245V244H98ZM107 245V243H106ZM110 245V243H109ZM116 245V244H115ZM114 245V246H115ZM119 245V243L117 244ZM128 245V244H127ZM126 245V246H127ZM175 245V244H174ZM18 246V245H17ZM15 246V244L12 246V247H17ZM28 248L29 246L26 245ZM79 246V245H76V247ZM105 246V245H104ZM102 246L101 245V248L99 250H101L102 248H105V247H108V246ZM130 246V245H129ZM177 246V245H176ZM180 246V247H179ZM209 246V245H208ZM214 246V245H213ZM8 247V246H6ZM19 247V246H18ZM80 247V246H79ZM99 247V246H98ZM141 247V246H140ZM164 247V246H163ZM169 247V245H168ZM170 247H172V245L170 244ZM210 247H211V244H210ZM5 248V247H4ZM25 248V246H24ZM86 248V247H84ZM94 248V246L92 247V249ZM166 249V247H164ZM9 249H11L9 247ZM23 249V248H22ZM88 249V248H87ZM90 249V248H89ZM96 249V248H94ZM164 249V250H165ZM169 248H167L166 250L168 251ZM3 250V249H2ZM13 250V249H12ZM15 250V249H14ZM81 250V248H80ZM18 251V250H17ZM85 251V250H84ZM106 251V249H105ZM120 251V252H119ZM19 252H22V251H19ZM24 252V251H23ZM73 251H71L70 254H72ZM81 252V251H79ZM87 252H89L87 250ZM97 252V251H95ZM94 252V253H95ZM110 251H108L109 253ZM163 252V251H162ZM9 253V252H8ZM26 253V252H25ZM76 253H78L76 251ZM83 254V252H81ZM101 253V252H100ZM113 253V252H112ZM165 253V252H164ZM7 254V253H6ZM10 254V253H9ZM13 254V253H12ZM18 254V252H17ZM24 254V253H23ZM26 254V255H27ZM68 254V253H67ZM75 254V252H74ZM105 254V252H104ZM153 254V255H152ZM157 254V253H156ZM162 254V253H161ZM4 254H1L0 253V264H5V262H7L6 260L8 259H3V258H7V257H2ZM16 255V254H14ZM20 255V254H19ZM66 255V254H65ZM79 255V254H78ZM88 255H90L88 253ZM92 255V254H91ZM98 255V253H97ZM108 255H112V254H108ZM107 255V256H108ZM150 255V256H148ZM8 256V255H6ZM72 256H74L72 254ZM85 258L87 257V255H84ZM96 256V255H95ZM101 256V254H100ZM103 256V254H102ZM14 257V256H13ZM12 257V258H13ZM65 257V256H64ZM66 257H69V256H66ZM80 257V255H79ZM94 257V256H93ZM92 257V258H93ZM99 257V256H98ZM104 257V256H103ZM11 258V256H10ZM15 258H18L17 255ZM83 258V256H82ZM88 258H90L88 256ZM102 258V257H100ZM99 258V259H100ZM106 258V257H105ZM147 258H146V261H147ZM20 259V258H19ZM24 259V258H23ZM23 259H20L24 262ZM25 259V260H26ZM69 259V258H67ZM66 259V260H67ZM71 259V257H70ZM73 259V258H72ZM75 259V258H74ZM81 259V258H80ZM80 259H78L80 261ZM95 259V257H94ZM96 259L97 256H96ZM95 259V260H96ZM135 259V261H137ZM144 259V258H143ZM17 260V259H15ZM77 260V259H76ZM76 260L72 261V262H75ZM78 260H77V263H78ZM86 260V259H85ZM93 260V259H91ZM105 260V259H104ZM108 260V259H107ZM112 259H110L109 261H111ZM12 261V260H11ZM18 261V260H17ZM21 261V262H22ZM81 261H84L83 259H81ZM80 261V262H81ZM129 261V260H128ZM134 261V260H133ZM134 261V262H135ZM142 260H140L141 262ZM150 261V260H149ZM148 261V262H149ZM66 262V261H65ZM70 262V260H69ZM70 263V264H75V263ZM88 262H90V260H88ZM96 262V261H95ZM99 262V261H98ZM143 262V261H142ZM16 263V262H15ZM82 263V262H81ZM85 263V262H84ZM87 263V262H86ZM106 263V262H105ZM131 263L130 261L127 263L129 264ZM144 263V262H143ZM147 263V262H146ZM12 264V263H10ZM22 264H25V263H22ZM69 264V263H68ZM93 264L94 263V260H93ZM97 264V262H96ZM110 264V263H109ZM135 264V263H134ZM136 264H140V263H137Z\"/></svg>", "mask_w": 264, "mask_h": 264}, {"label": "crops", "instance_id": "crops-1", "mask_svg": "<svg viewBox=\"0 0 264 264\" xmlns=\"http://www.w3.org/2000/svg\"><path fill=\"white\" fill-rule=\"evenodd\" d=\"M44 1L0 0V144L30 132L55 128L52 118L66 119L82 99L78 115L89 105L81 88L78 86L79 92L73 87L47 43L42 25ZM100 3L80 22L81 37L78 36L79 42H85L92 67L101 74L102 86L94 78L95 72L84 71L81 65L78 68L93 74L104 110L109 106L105 91L112 78L108 76L112 73L116 76L119 71L126 82L131 81L129 71L134 63L138 65V58L150 56L142 65L145 69L149 65L154 71L160 49L176 45L181 49L178 58L183 65L196 66L201 61L203 66L210 65L233 37L259 30L264 21V0H195L192 5H181L174 0H104V4L101 0ZM69 4L70 0H60L55 22L59 5L61 15L76 18V11ZM132 51L137 55L133 56ZM204 72L200 77L203 80L210 71ZM76 79L78 85L85 86L78 75ZM200 89L203 91L205 87ZM56 105L60 106L58 110ZM19 167L14 169L12 177Z\"/></svg>", "mask_w": 264, "mask_h": 264}, {"label": "water", "instance_id": "water-1", "mask_svg": "<svg viewBox=\"0 0 264 264\" xmlns=\"http://www.w3.org/2000/svg\"><path fill=\"white\" fill-rule=\"evenodd\" d=\"M58 0H45L42 3V25H43V31L45 38L47 40V43L49 44V47L51 48L53 54L57 58L58 62L61 64L63 69L65 70L69 81L73 85V87L79 91V87L76 83L74 73L77 72L78 66L81 65L83 70L85 69L89 72L91 69H94L93 67H89L86 65L79 57L75 56L71 51L67 49V47L64 45L56 27L53 22L52 13L53 9L56 5ZM176 3L181 5H192L191 2H184L181 0H174ZM89 69V70H88ZM80 77V76H79ZM81 78V77H80ZM94 78L97 80L98 84L102 86V78L98 74L94 75ZM84 82V81H83ZM85 83V82H84ZM105 90V89H104ZM80 92V91H79ZM106 95V91H105ZM88 104L91 110V115L89 119L78 126H74L71 128H68L63 131H59L56 136L48 141L47 143L37 146L29 151H26L22 154L16 155L6 161L7 166L10 167V173L9 177L12 176L13 171L16 167L23 165L27 162L42 158L46 156L47 154L59 149L60 147L74 141L76 138H78L81 134L85 133L89 128L96 126L101 122L103 117L106 115V109L103 111V117L101 120H99V102L100 99L95 93L89 92L88 96ZM50 130H57L55 128H50L48 130H45L43 132H38L37 135H40L42 133L48 132ZM15 140H11L8 142H4L0 144L1 147L9 146L13 144ZM8 177V178H9ZM7 180L2 183V185L6 184Z\"/></svg>", "mask_w": 264, "mask_h": 264}]
</instances>
